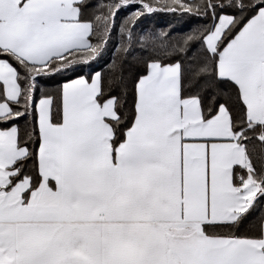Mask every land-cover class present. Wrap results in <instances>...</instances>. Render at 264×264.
I'll return each instance as SVG.
<instances>
[{
	"label": "snow or ice",
	"instance_id": "6c2138e0",
	"mask_svg": "<svg viewBox=\"0 0 264 264\" xmlns=\"http://www.w3.org/2000/svg\"><path fill=\"white\" fill-rule=\"evenodd\" d=\"M88 7L0 0V125H11L0 127V264H264V223L207 231L238 229L264 198V157L257 167L250 151L264 150V0H109L86 16ZM156 11L211 23L181 38L134 32ZM114 30L117 52L151 50L130 126L120 130L119 97L105 95L100 72L35 98L38 77L88 65ZM218 82L231 84L235 112L231 95L204 103ZM33 112L22 141L17 121Z\"/></svg>",
	"mask_w": 264,
	"mask_h": 264
},
{
	"label": "trees",
	"instance_id": "16d2710c",
	"mask_svg": "<svg viewBox=\"0 0 264 264\" xmlns=\"http://www.w3.org/2000/svg\"><path fill=\"white\" fill-rule=\"evenodd\" d=\"M89 7L86 8L85 14H93L94 9L98 4L108 3L109 0H88ZM152 2V0H149ZM137 4L135 8H128L127 10H121L116 16L117 28L120 22L131 12L139 8ZM211 23L210 18L201 17L197 15L181 14L180 12L169 13L165 11H156L154 13L146 14L142 16L136 24L134 32L139 33L141 29H150L154 32H169L171 37L181 38L184 35L191 33L194 29L200 30ZM93 44L100 43L95 37L92 39ZM117 32H112L111 39L107 41L106 47H104L102 54L95 60L91 61L88 65L80 66L75 72H66L63 74L55 75L52 77H38L37 89L35 98L38 100L41 91H47L52 95H56V90L64 83L79 76L91 77L94 73L100 72L102 74V86L105 95H114L119 97L120 103L118 104V110L121 117L122 131L124 128L130 126L134 110L135 101V84L138 79L146 74V62L151 56V50L141 51V45L134 43L131 50L127 53L117 52ZM199 45H196V49ZM196 49H193L195 51ZM191 55V53L189 54ZM164 63L174 62L175 59H185L184 57H176L169 59L167 55L161 53L160 57ZM219 93L220 100L223 102L230 95L233 100L230 101L233 111H236L234 104V91L232 86L228 82H218L213 86L211 91H201L204 103L207 105L213 99V97ZM187 94V92L185 93ZM56 105L53 107V114L55 116ZM17 124L20 127L21 140H27V133H32L33 128L36 127V114L33 112L29 116H25L23 119H19ZM11 125H0V127H10ZM29 147L35 152L38 147V130L33 133L31 140L29 141ZM254 149V150H253ZM250 151L254 164L259 167L261 158L264 157V150L261 145H250ZM34 159H30L27 162L26 171H30L33 165ZM264 198L258 199L254 207L251 209L250 214L243 224L231 229L227 228H213L207 227L209 232H223L233 231L239 235L248 234L253 225L263 223L264 220Z\"/></svg>",
	"mask_w": 264,
	"mask_h": 264
},
{
	"label": "crops",
	"instance_id": "0c3cea01",
	"mask_svg": "<svg viewBox=\"0 0 264 264\" xmlns=\"http://www.w3.org/2000/svg\"><path fill=\"white\" fill-rule=\"evenodd\" d=\"M94 74H95V73H94ZM94 74H93V75H94ZM91 77H92V76H91ZM91 77H89V78L86 77V78H87L89 81H91ZM77 78H78V77H77ZM74 79H76V78H74ZM71 80H72V79H71ZM67 82H68V81H67ZM64 83H65V82H64ZM263 223H264V222H263Z\"/></svg>",
	"mask_w": 264,
	"mask_h": 264
}]
</instances>
